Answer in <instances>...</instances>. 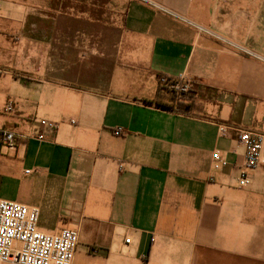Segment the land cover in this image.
<instances>
[{
  "label": "crops",
  "instance_id": "0c3cea01",
  "mask_svg": "<svg viewBox=\"0 0 264 264\" xmlns=\"http://www.w3.org/2000/svg\"><path fill=\"white\" fill-rule=\"evenodd\" d=\"M3 1L0 129L28 139L0 143V199L77 231L72 264H264V138L237 183L238 131L264 137V0Z\"/></svg>",
  "mask_w": 264,
  "mask_h": 264
},
{
  "label": "built area",
  "instance_id": "2783aa9c",
  "mask_svg": "<svg viewBox=\"0 0 264 264\" xmlns=\"http://www.w3.org/2000/svg\"><path fill=\"white\" fill-rule=\"evenodd\" d=\"M159 82L168 86L179 96L190 92V85L182 77L179 79L160 77ZM13 112L14 105L9 101L3 108V113L12 114ZM71 123L75 122L71 121ZM37 125L38 132L34 137L39 141H52L59 129L58 123L47 119L38 120ZM220 131L222 135H226L227 129L221 126ZM122 132V128H117L114 134L121 136ZM263 138L261 134L251 130L238 131V139L244 147V165L237 176L239 187H246L251 182L250 172L259 165ZM26 139L28 137L25 135L0 129V143L9 149H15L21 141ZM212 158L213 166L217 170L228 165L218 152L213 153ZM39 214L37 208L0 199V264L73 263L78 242L77 231L62 229L53 234L44 233L38 228Z\"/></svg>",
  "mask_w": 264,
  "mask_h": 264
},
{
  "label": "rangeland",
  "instance_id": "374dc122",
  "mask_svg": "<svg viewBox=\"0 0 264 264\" xmlns=\"http://www.w3.org/2000/svg\"><path fill=\"white\" fill-rule=\"evenodd\" d=\"M0 3H1V8H2V13L0 14V17H4V16L6 15V13H8L9 11H7V10L5 9V3H4L3 0H0ZM12 34H14V33H12ZM11 42H13V41H11ZM6 70H7V69H6ZM0 79L5 80V81H3V82L0 84V121H1V122H4L5 119H6V117H9V116H10V115H8V114H4V113H3V108H4L5 105L7 104V102L5 103V100H6L5 95H6V93L9 91L8 88H11L12 85H11V77H10L9 75L2 74V75H0ZM175 95H177V96L179 97L178 94H175ZM186 95H189V93L186 94ZM186 95H184V96H186ZM179 98H182V97H179ZM179 98H178V99H179ZM187 103L192 104L191 102H187Z\"/></svg>",
  "mask_w": 264,
  "mask_h": 264
},
{
  "label": "trees",
  "instance_id": "16d2710c",
  "mask_svg": "<svg viewBox=\"0 0 264 264\" xmlns=\"http://www.w3.org/2000/svg\"><path fill=\"white\" fill-rule=\"evenodd\" d=\"M182 100H185V99H182ZM191 106L192 105L190 103H187L186 101H181L180 98L175 103L176 109H178L179 111H183V112L189 111Z\"/></svg>",
  "mask_w": 264,
  "mask_h": 264
}]
</instances>
